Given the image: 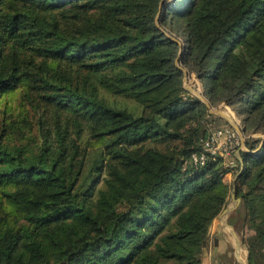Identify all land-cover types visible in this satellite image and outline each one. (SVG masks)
<instances>
[{"label": "trees", "instance_id": "obj_1", "mask_svg": "<svg viewBox=\"0 0 264 264\" xmlns=\"http://www.w3.org/2000/svg\"><path fill=\"white\" fill-rule=\"evenodd\" d=\"M161 1L0 0V264H202L237 176L264 264V137L195 164L229 123L176 62L264 133V0Z\"/></svg>", "mask_w": 264, "mask_h": 264}, {"label": "built area", "instance_id": "obj_2", "mask_svg": "<svg viewBox=\"0 0 264 264\" xmlns=\"http://www.w3.org/2000/svg\"><path fill=\"white\" fill-rule=\"evenodd\" d=\"M241 128L243 124L238 122ZM257 135V134H256ZM247 133L242 134L230 124H224L203 139V147L200 151L192 154V159L197 165H205L209 159L223 160L229 167L236 165L235 157H238L241 150L247 149L246 139L250 136H256Z\"/></svg>", "mask_w": 264, "mask_h": 264}, {"label": "crops", "instance_id": "obj_3", "mask_svg": "<svg viewBox=\"0 0 264 264\" xmlns=\"http://www.w3.org/2000/svg\"><path fill=\"white\" fill-rule=\"evenodd\" d=\"M255 137H262V135L257 134ZM239 156L241 157L240 154L238 155V157ZM227 178L230 177L227 176ZM237 198H241V197L237 196ZM229 207L231 211L225 214L221 213L213 223L208 244L203 252L202 264H223L222 262L223 255H226L229 258L233 259L234 264H237V262L240 263L239 259H236L233 256L234 255L233 252H235L236 255L237 236L241 240L239 233L237 232L238 235L236 236L235 233L233 232V229H235L236 226V221H235V216H236L235 214L237 213V212L235 213L236 206L235 204L232 205L231 203ZM232 241L234 242V245Z\"/></svg>", "mask_w": 264, "mask_h": 264}, {"label": "rangeland", "instance_id": "obj_4", "mask_svg": "<svg viewBox=\"0 0 264 264\" xmlns=\"http://www.w3.org/2000/svg\"><path fill=\"white\" fill-rule=\"evenodd\" d=\"M167 2L168 3H170V2H172V0H167ZM176 37V36H175ZM180 42H181V40H180ZM183 50V49H182ZM183 57L181 56V58H180V60H179V65H181L182 66V64H184V62H183V59H182ZM187 81L185 82L184 81V86H185V88L186 89H188V88H191V87H193V88H195V89H199V90H204L203 88H202V85H201V81L197 78V76L195 75V73H193L191 70L189 71V72H187ZM185 77V76H184ZM203 94L205 95V93L203 92ZM205 97H206V99H208V97L205 95ZM119 99H121V98H119ZM126 102L130 105V106H135L136 105V103L134 102V101H132V100H126ZM211 109L212 110H216V109H219V110H222L223 112H225L226 114H228L230 117H232L235 121H236V123H242V120L236 115V113H235V111L226 103V102H220V103H218L217 105H212L211 106ZM210 111V110H209ZM211 113V112H210ZM213 114V113H212ZM214 115H217V114H214ZM218 116V115H217ZM239 119V120H238ZM223 120H225V121H227L226 119H224L223 118ZM224 124H226V123H223L222 125H224ZM228 177H231L232 175L231 174H228L227 175ZM248 186H246V185H244L243 186V188H244V190H246V188H247ZM231 197V196H230ZM237 197V196H236ZM232 203V205H234L235 204V206H236V210H235V213L236 212H238V210H239V206H240V203L239 204H237L238 202H237V200H234V201H232L231 202ZM236 215V214H235ZM235 231H236V226H235ZM236 234L238 235V233H237V231H236ZM232 239V238H231ZM233 240V239H232ZM236 242H237V250H236V255H235V252H233V256L236 258V259H239V261H240V263H238L237 262V264H245V261H246V253H245V256H244V258H243V253L242 252H245V249H244V247L236 240ZM232 243H233V245H234V242L232 241ZM240 247V248H239ZM240 249V250H239ZM234 251H235V249H234ZM237 256V257H236ZM223 258H222V262H223V264H234L233 263V259H231V258H229L228 256H226V255H223L222 256Z\"/></svg>", "mask_w": 264, "mask_h": 264}, {"label": "water", "instance_id": "obj_5", "mask_svg": "<svg viewBox=\"0 0 264 264\" xmlns=\"http://www.w3.org/2000/svg\"><path fill=\"white\" fill-rule=\"evenodd\" d=\"M166 1H167V0H162V1H161V3H160V8H159V11H160V12L162 11L163 6H164V4H165ZM174 39H176V38H174ZM178 41H179V40H178ZM179 42H180V41H179ZM181 56H182V50L180 51L179 56H178L177 59H176V62H177L178 65H179V60H180ZM179 67L182 68L183 71H184V74H185L184 81L186 82V81H187V77H186V76L188 75V74H187V71H186L181 65H179ZM197 78H198V77H197ZM198 79H199V78H198ZM201 85H202V83H201ZM202 88H203V86H202ZM203 89H204V88H203ZM188 90H189L191 93H193L196 97H198L199 99H201V100H202V101L208 106V108H209V110H210L211 113H213V114H217L219 117H222V118L226 119L227 122H228L231 126H233L235 129H237V130L240 131L242 134H244V132L246 131V128H245L244 125H243L244 128H241V126H240L238 123H236V121H235L232 117H230L228 114H226V113L223 112L222 110H219V109L212 110V109H211L212 104L210 103V101H209L208 99H206L205 95L203 94V92L205 93L204 90L202 91V90H199V89H195V88H193V87L188 88ZM238 120H239V119H238ZM242 124H243V123H242ZM260 134L264 137V133H260ZM253 135H256V134H253ZM262 143H264V138H263V140H262ZM244 150H248V149H244ZM239 154H240V153H239ZM239 159L241 160V157H240V156H239ZM237 178H238V176L235 177V179H234V186H233V190H232V192H231L230 200H229L227 206L225 207V209L222 211V214H225V213H228L229 211H231L229 206H230V204H231L232 201L237 200L238 204L241 202V198H237V197H236V196H237ZM233 232H234L235 235L237 236L235 229H233ZM237 241H238L240 244H242L243 247L245 248V253H246V264H250V263H249V251H248L247 246H246L245 244H243V242L238 238V236H237Z\"/></svg>", "mask_w": 264, "mask_h": 264}, {"label": "bare ground", "instance_id": "obj_6", "mask_svg": "<svg viewBox=\"0 0 264 264\" xmlns=\"http://www.w3.org/2000/svg\"><path fill=\"white\" fill-rule=\"evenodd\" d=\"M186 71H187V70H186ZM239 248H240V247H239ZM239 250H240V249H239ZM242 253H243V254H242V255H243V258H244V256H245V252H242ZM245 264H246V261H245Z\"/></svg>", "mask_w": 264, "mask_h": 264}]
</instances>
